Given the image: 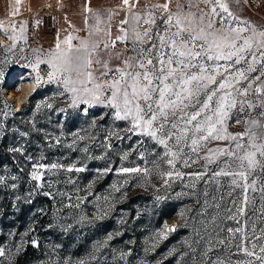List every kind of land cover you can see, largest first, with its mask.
<instances>
[{
  "label": "rangeland",
  "instance_id": "1",
  "mask_svg": "<svg viewBox=\"0 0 264 264\" xmlns=\"http://www.w3.org/2000/svg\"><path fill=\"white\" fill-rule=\"evenodd\" d=\"M151 1L165 3V0ZM227 3L240 18L257 28L264 27V0H227ZM178 5L193 12L206 7L200 0H170L172 11ZM142 10L138 8L144 13ZM64 24L44 9H31L13 19H0V45H3L0 70L4 72L0 79V125L6 119L17 123L0 143V177H3L0 180V248L5 253L0 256V264H14L13 258L18 255L22 264H78L80 260L85 264H221V261L261 264L254 257L240 253L236 245L246 234L250 242L243 243L250 249L251 243H256L255 251L264 256L260 253L264 240L252 238L254 231L260 236V229L264 228L260 211L264 205L261 191L264 167L257 164L248 176V184L253 180L256 183L255 191L250 187L247 192L251 203L247 205L246 215L229 219L228 210L235 212L233 202L236 207L244 206L245 193L243 187L231 184L232 177L212 176L224 167L220 161L225 157L207 167L203 159L188 167L177 160L172 169L163 159L165 148L147 136L126 131L130 122L116 119L112 108L99 104L72 106L71 94L64 92L62 85L56 82L35 85V72L27 65L35 61L36 51L47 52L57 42L66 48L65 37L77 36ZM10 36L17 38L15 47H11ZM116 38L103 36L96 42L99 47L92 59L107 60L115 68L125 57L134 55L131 39L121 42ZM113 41H116L114 47ZM105 43L108 49H104ZM72 44L79 45L75 39ZM93 69L102 70L95 63ZM50 70L47 64L40 65L39 72L45 80ZM36 87H40L38 92L29 99L32 112L12 117L8 106L13 109L23 106ZM47 105H53L49 112L41 108ZM237 117L247 119L234 111L228 126L231 133L245 129L243 123H236ZM44 119L49 124L47 129L40 125ZM229 146L228 141H211L200 156H204L207 148ZM260 159L264 163V158ZM70 168L73 170L69 171ZM79 168L84 171H76ZM121 168L148 171L147 174L144 171L122 173ZM168 171L182 175L164 176ZM33 172L39 175V180L32 178ZM194 172L206 174L197 181L190 175ZM240 183L243 185L245 181L240 179ZM205 213L210 217L206 226L199 222ZM180 220L194 224L197 237L191 240L202 245L201 249L189 246L191 242L177 245L158 236L161 232L166 234ZM238 227L243 229L242 233L233 235L227 231ZM220 239L225 243L219 244ZM33 241L35 250L22 254L26 243L34 245Z\"/></svg>",
  "mask_w": 264,
  "mask_h": 264
},
{
  "label": "snow or ice",
  "instance_id": "2",
  "mask_svg": "<svg viewBox=\"0 0 264 264\" xmlns=\"http://www.w3.org/2000/svg\"><path fill=\"white\" fill-rule=\"evenodd\" d=\"M200 2L206 7L197 12L185 11L181 5L172 11L170 0H165L163 5H153L154 10L143 15L133 13L135 23L131 35L128 29L121 27L122 35L116 40L131 39L134 55L125 57L115 68L110 67L107 60L92 59L99 44L89 45L86 40H80L79 45L74 46L72 41L76 37L71 35L63 41L66 48H61V42H57L55 48L47 52L37 50L35 61H30L27 67L35 72V85L42 82L62 85L64 92L71 94L72 106L99 104L112 108L116 119L130 122L126 131L147 136L165 148L163 159L172 169L177 160H182L188 167L203 159L207 167L225 157L220 161L224 167L212 176H230L233 186L243 187L244 206L236 207L233 202L235 212L228 210L231 213L228 218L235 219L246 215L247 205L251 203L248 189L252 187L255 191L256 181L248 184V176L257 164L264 167L260 159L264 158V27L257 28L237 16L227 0ZM122 3L128 5L129 0H122ZM99 22L97 18V24ZM128 23L127 18L120 21L121 25ZM8 38L13 41L11 47H15L17 38ZM115 43L112 42L113 47ZM108 48L105 43L104 49ZM116 55L119 57V53ZM94 63L102 70H94ZM41 64H47L51 69L46 80L39 72ZM3 77L4 72L0 70V79ZM234 111L247 117L244 120L236 118V123L245 125L243 132L228 131ZM211 141H228L230 146L207 148L201 157L200 152ZM140 171L147 174L148 170L120 169L122 173ZM205 174L194 172L190 175L199 181ZM163 175L180 177L182 174L168 171ZM32 178L40 179L36 172L32 173ZM240 179L245 181L243 185ZM164 182L168 184V180ZM191 186L195 188V184ZM261 191L264 193V189ZM260 211L264 220V205ZM167 230L175 231V228ZM227 231L235 235L243 229L228 228ZM260 233L256 236L254 231L252 238L264 240V228ZM164 235V232L158 233L160 238ZM108 239H111L110 235ZM245 240L250 242L246 234L236 245L238 251L264 264V256L255 251L257 244L251 243L250 249L243 243ZM218 243L224 244L225 240L220 239ZM260 253H264V245L260 246ZM4 254V249L0 248V256ZM78 264L85 262L80 260ZM236 264H252V261H237Z\"/></svg>",
  "mask_w": 264,
  "mask_h": 264
},
{
  "label": "crops",
  "instance_id": "3",
  "mask_svg": "<svg viewBox=\"0 0 264 264\" xmlns=\"http://www.w3.org/2000/svg\"><path fill=\"white\" fill-rule=\"evenodd\" d=\"M153 5L163 4L151 0H129L128 5L123 4L122 0H19V3L17 0H0V19H13L31 9H44L63 20L69 32L77 34L75 41L78 44L80 40H86L90 45L98 43L103 36L109 39L121 36V27L128 29L131 35L135 23L132 20L133 13L143 15ZM138 8H143L144 13H140ZM126 18L129 23L121 25L120 21ZM112 20L115 22L111 23Z\"/></svg>",
  "mask_w": 264,
  "mask_h": 264
},
{
  "label": "trees",
  "instance_id": "4",
  "mask_svg": "<svg viewBox=\"0 0 264 264\" xmlns=\"http://www.w3.org/2000/svg\"><path fill=\"white\" fill-rule=\"evenodd\" d=\"M44 87V86H43ZM40 87H36L28 96H27V101L25 102V104L22 106H19L15 109L12 108L11 105L8 106V111L9 113L12 115V117H15L16 115H24V114H27L28 112H32V109H31V103L29 102V99H31V97L33 95H35L38 90H39ZM0 103H1V100H0ZM53 105H51V107H49L48 105L44 107H41L42 110H45V111H51ZM64 108V106H63ZM66 113V108H64V110ZM79 116H85V114H80ZM65 120V119H64ZM63 120V122H64ZM48 122L46 119L43 120V122L40 123L41 127L47 129L48 127ZM14 126H17V123L13 121V123L11 121H9L8 119H6L3 124L0 125V131L3 132V134L0 136V143L3 142L6 138L5 136L8 135V133H11L13 132V128ZM0 152H1V149H0ZM209 215L208 213H205L204 217L199 221L200 224L203 223L205 224V226L207 225V221L209 222ZM211 222V221H210ZM185 223L184 224L183 222H181V220L178 222V223H175V231H167V233L165 234L164 236V240L166 242H173L175 244L178 245V244H184L186 242H191L189 246L191 247H197L198 249H201L200 247L202 246H198V244L194 241V240H191V239H195V237H197V235L194 233V224L192 222H188L185 220ZM184 225H186L187 228L184 227ZM191 229H193V232L191 231ZM205 234V233H204ZM203 232H201V238H203ZM35 245H31L30 243H26L25 245V248L22 252V254H25L26 253H32V251L35 250ZM203 247V246H202ZM185 250V249H184ZM13 263L14 264H22V261H21V256H16L13 258ZM255 263V262H254Z\"/></svg>",
  "mask_w": 264,
  "mask_h": 264
},
{
  "label": "bare ground",
  "instance_id": "5",
  "mask_svg": "<svg viewBox=\"0 0 264 264\" xmlns=\"http://www.w3.org/2000/svg\"><path fill=\"white\" fill-rule=\"evenodd\" d=\"M10 97V96H9Z\"/></svg>",
  "mask_w": 264,
  "mask_h": 264
}]
</instances>
